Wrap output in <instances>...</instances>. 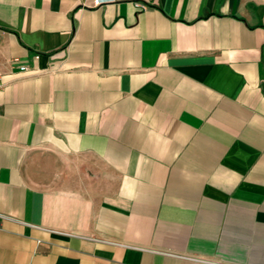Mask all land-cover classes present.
<instances>
[{"label": "crops", "instance_id": "1", "mask_svg": "<svg viewBox=\"0 0 264 264\" xmlns=\"http://www.w3.org/2000/svg\"><path fill=\"white\" fill-rule=\"evenodd\" d=\"M93 1L0 0V264H264V0Z\"/></svg>", "mask_w": 264, "mask_h": 264}, {"label": "built area", "instance_id": "2", "mask_svg": "<svg viewBox=\"0 0 264 264\" xmlns=\"http://www.w3.org/2000/svg\"><path fill=\"white\" fill-rule=\"evenodd\" d=\"M114 0H94L93 1V6L92 7H99L105 3L111 2ZM137 5L141 8H147L148 5L147 4H142V3H137ZM12 61L16 64H18V66L20 67L21 70H26L27 66L25 63L20 62V58H13ZM2 86V82H1V74H0V87Z\"/></svg>", "mask_w": 264, "mask_h": 264}]
</instances>
